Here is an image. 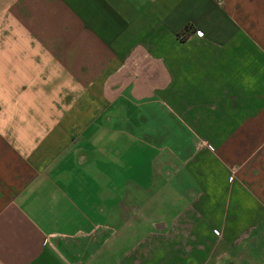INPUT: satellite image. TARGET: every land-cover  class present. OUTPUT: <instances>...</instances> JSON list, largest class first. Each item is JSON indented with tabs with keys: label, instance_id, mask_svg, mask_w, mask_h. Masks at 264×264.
I'll list each match as a JSON object with an SVG mask.
<instances>
[{
	"label": "crops",
	"instance_id": "obj_1",
	"mask_svg": "<svg viewBox=\"0 0 264 264\" xmlns=\"http://www.w3.org/2000/svg\"><path fill=\"white\" fill-rule=\"evenodd\" d=\"M252 238L264 0H0V264H216Z\"/></svg>",
	"mask_w": 264,
	"mask_h": 264
},
{
	"label": "rangeland",
	"instance_id": "obj_2",
	"mask_svg": "<svg viewBox=\"0 0 264 264\" xmlns=\"http://www.w3.org/2000/svg\"><path fill=\"white\" fill-rule=\"evenodd\" d=\"M192 236V233L190 231V221L187 223H184L182 226V229L178 232V225L173 226V229L171 232H169L167 235H165L161 240L165 241L166 243H172V241H178V238L185 243L186 241L190 240ZM238 243H244L241 245V248L234 249L232 251V254L228 255L227 257L222 256L221 259H218L219 253L221 252L220 247L217 250V247L214 250L213 256L216 258V264H225L224 262L228 263H235L238 261V264H264V242L262 247L260 249L256 246H251V243H255L254 238L246 241H240ZM186 246L188 247L190 251L191 250V244L186 243ZM126 249V247H122L120 250L123 252ZM242 257L239 259V257ZM105 255V254H104ZM107 255V254H106ZM169 260H171V264H177L178 259H170L168 258L167 264H169ZM161 264V263H160Z\"/></svg>",
	"mask_w": 264,
	"mask_h": 264
},
{
	"label": "trees",
	"instance_id": "obj_3",
	"mask_svg": "<svg viewBox=\"0 0 264 264\" xmlns=\"http://www.w3.org/2000/svg\"><path fill=\"white\" fill-rule=\"evenodd\" d=\"M192 32H193V27L191 24H189L177 35V37L180 40L185 41L187 40L189 34H191Z\"/></svg>",
	"mask_w": 264,
	"mask_h": 264
},
{
	"label": "built area",
	"instance_id": "obj_4",
	"mask_svg": "<svg viewBox=\"0 0 264 264\" xmlns=\"http://www.w3.org/2000/svg\"><path fill=\"white\" fill-rule=\"evenodd\" d=\"M200 34L203 36L204 35V33L203 32H200Z\"/></svg>",
	"mask_w": 264,
	"mask_h": 264
}]
</instances>
